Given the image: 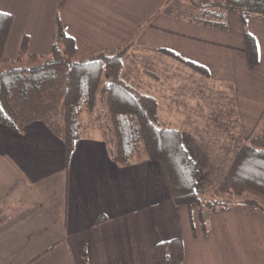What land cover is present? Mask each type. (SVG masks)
<instances>
[{"label":"crops","instance_id":"obj_1","mask_svg":"<svg viewBox=\"0 0 264 264\" xmlns=\"http://www.w3.org/2000/svg\"><path fill=\"white\" fill-rule=\"evenodd\" d=\"M171 2L0 0V11L13 17L4 54L14 59L24 36L30 53L48 54L58 15L78 58L127 45L126 53L140 52L147 59L164 55L157 51L164 47L203 65L207 76L174 59L179 64L167 67L174 79H162L158 66L143 71L168 97L190 85L196 95L216 86L231 99L233 111L227 114L233 124L217 137L208 133L212 127H195L200 116L208 120L213 113L202 108L178 126L165 118L170 108L149 94L158 102L160 123L180 130L199 168L195 190L209 199L204 195L217 197L216 184L239 148L264 134V18L253 15L243 23L238 13L227 11V28L220 29L176 15L167 8ZM245 29L256 40L255 69L247 63ZM101 137L81 135L66 165L60 134L44 120L28 122L21 132L0 123V231L10 235L9 251L25 249L27 255L37 225L58 224L63 238L44 253V264H57L58 258L75 264H154V243L178 234L184 245L181 264H264L263 212L235 201L208 214L204 235L197 205H174L158 161L118 166ZM3 247L0 240V264L7 263ZM32 259L22 264H39Z\"/></svg>","mask_w":264,"mask_h":264},{"label":"trees","instance_id":"obj_2","mask_svg":"<svg viewBox=\"0 0 264 264\" xmlns=\"http://www.w3.org/2000/svg\"><path fill=\"white\" fill-rule=\"evenodd\" d=\"M195 4L199 5L200 13L186 19L203 26L226 29L227 11L238 13L243 23L253 15L264 18V0H202ZM12 19L10 13L0 11V64L5 65L0 68L1 124L21 132L28 122L44 120L50 130L60 134L66 165L75 140L83 135L82 129L97 127L110 158L118 166L142 160L160 163L172 202L177 207L197 205L204 235L208 230V214L225 210L235 201L264 213V134L250 138L239 148L216 184L217 197L202 199L195 190L199 168L184 147L180 130L162 125L156 98L140 92L121 76L127 45L78 58L74 39L66 34L64 21L56 15L48 54L30 53L28 38L24 36L17 56L10 59L4 54V46ZM244 42L248 66L255 69L257 44L246 29ZM157 51L208 75L203 65L171 49L162 47ZM56 69L64 73L60 78L63 95L59 130L41 116V113L54 111L56 89L49 77ZM97 97L105 105L103 120L95 113ZM25 111L30 115L22 119L20 115ZM231 197L238 199L231 200ZM152 254L154 264H181L184 260L181 235L157 241Z\"/></svg>","mask_w":264,"mask_h":264},{"label":"rangeland","instance_id":"obj_3","mask_svg":"<svg viewBox=\"0 0 264 264\" xmlns=\"http://www.w3.org/2000/svg\"><path fill=\"white\" fill-rule=\"evenodd\" d=\"M202 0H172V2L168 5V9L174 10L175 14L178 16L186 17V16H195L200 13L199 5L195 3L201 2ZM195 4V5H194ZM197 6V7H196ZM199 7V8H198ZM138 53V54H137ZM146 55L142 56L140 52H134V54H129L127 52L122 59V71L121 76L128 83H130L134 88L139 90L145 94H156L159 101L165 104L166 107L170 108L167 110L165 118H172L171 122L178 126H183L190 121V118L194 117V115L198 114L204 108L207 110V113L211 112L214 117H210L208 120L201 119L200 116L197 120L198 123L195 127L201 126H209L213 129L208 131L212 136H220L222 133L226 131V129L230 128L233 124L231 117L228 116L227 113L231 114V99L225 95V91H222L219 87L212 86L207 87L206 89H199V94L196 95L194 90L195 87L190 85H185L184 87H180V93H175L167 96L161 89H157L155 82L152 77L143 71V69L154 70L156 66H158V70L162 75V79H174V72L170 71L171 68H167L170 65H178L176 61L165 56L158 55L153 58L147 57ZM156 62V65L154 63ZM5 65L0 64V68H4ZM52 76L50 75L49 81L51 84L55 85V95H54V105L52 113H41V116L44 117L53 127L59 130V126L61 123V114H62V95H63V84L60 78L63 76L62 69L52 70ZM170 71V72H169ZM176 80V79H175ZM170 86V85H169ZM161 97H163L161 99ZM203 109V110H204ZM105 112V105L101 102L100 98L96 99L95 113L98 118L103 120L105 116L103 113ZM30 112L25 111L22 112L20 117L22 119L28 117ZM217 115V116H216ZM161 116L164 117V113H161ZM82 134L97 136L100 134L98 128H85L82 129ZM224 149V146L222 145ZM211 192V191H210ZM213 193L205 194V198L211 197L212 199L215 197L212 196ZM217 196V195H216ZM229 198V197H228ZM231 200H236L238 198L231 197ZM57 225V226H56ZM53 224L50 226H46L45 228L42 225H37V229L33 232V238L31 237V245L26 248L27 255L24 254L25 249H17L13 251H9L7 245L9 244V234L7 231H0V240L1 247L4 259L7 263L4 264H22L23 260L27 258H33L40 261L39 264H44V261H48L46 257H44V253L50 249L52 246L57 244L62 238V233L60 231L58 224ZM59 245V244H58ZM29 254V255H28ZM25 256H28L25 258ZM31 256V257H30ZM32 259V260H34ZM42 259V260H41ZM57 264H75L71 259L68 261L64 260V262L58 258Z\"/></svg>","mask_w":264,"mask_h":264}]
</instances>
